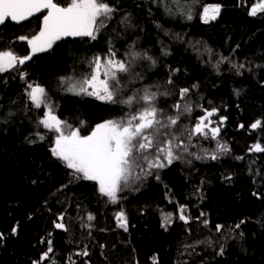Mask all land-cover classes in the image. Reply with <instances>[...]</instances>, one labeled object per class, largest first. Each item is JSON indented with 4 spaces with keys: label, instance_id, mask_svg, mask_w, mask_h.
I'll return each instance as SVG.
<instances>
[{
    "label": "trees",
    "instance_id": "16d2710c",
    "mask_svg": "<svg viewBox=\"0 0 264 264\" xmlns=\"http://www.w3.org/2000/svg\"><path fill=\"white\" fill-rule=\"evenodd\" d=\"M255 1L107 0L117 11L95 40H61L35 54L17 37L38 32L41 14L0 25V50L31 55L0 73V264H31L49 240L53 251L41 264H264V152L250 151L256 143L264 147V126L250 127L256 120L264 125V13L248 15ZM209 4L221 11L205 23L199 13ZM125 15L131 27L121 23ZM109 45L132 63L131 75L120 74L124 89L171 92L156 101L167 109L179 100V89L188 88L184 103L203 109L193 117L217 110L213 120L230 152L225 160L189 165L176 159L158 179L151 176L143 189L125 194L126 231L97 182L72 176L52 155V132L39 124L48 107L36 108L27 95L28 84L44 87L53 112L83 135L125 114L115 103L67 90L78 89L92 71L88 61L106 56ZM126 53H147L156 63L132 61ZM9 112L14 115L7 118ZM85 250L87 256L77 255Z\"/></svg>",
    "mask_w": 264,
    "mask_h": 264
},
{
    "label": "snow or ice",
    "instance_id": "6c2138e0",
    "mask_svg": "<svg viewBox=\"0 0 264 264\" xmlns=\"http://www.w3.org/2000/svg\"><path fill=\"white\" fill-rule=\"evenodd\" d=\"M165 7L167 11L171 12L170 8ZM116 11L117 9L110 5L107 0H66L64 4H61L60 0H0V25L9 21L22 24L36 17L37 14H41L38 32L32 34L31 37L27 35L17 37L21 41H26L31 48V53L35 54L46 51L57 40L64 37H89L95 40L97 33L106 26V21L113 18ZM220 11L221 6L219 4L205 6L202 17L204 22L215 20ZM258 13H264V0L254 3L248 11L250 16H256ZM187 19H192L190 10ZM121 23L126 27H131V21L127 15L122 17ZM126 55H131L132 61L139 57L150 61L152 64L156 63L147 53L143 56L140 53H126ZM29 59H31V55L21 57L11 50H0V73L15 68L17 65H23ZM225 59L227 58H222L220 62ZM88 64L92 69L90 75L85 76L79 82L78 89L76 85H72L67 89L68 91H72L76 95L83 93L95 96L96 99L108 103L125 104L130 108L134 104H139L141 107L131 115L126 114L127 118L108 119L95 124L87 135H82L80 128H73L66 121L58 119L53 115L50 106L39 124L56 133L54 146L51 147L52 155L62 161L68 169L73 170L74 174H78L76 178L96 181L99 185V192L108 197L111 203H116L117 194L129 186V179L133 176L135 168L141 166L142 161L146 162L147 167L151 169L165 166L161 161V156L168 164H171L174 159L180 158L174 153L173 147L180 148L182 142L174 145V141H180V138L170 129L177 125L180 116L183 114L180 111V101L184 100L189 89L186 87L179 89V100L173 105L176 114L166 115L163 109L156 106V99L158 95H172L171 92L158 93L151 91L150 88H145L142 91L137 90L126 98L121 96L125 85L122 83L120 74L131 75L133 66L131 62L117 59L116 52L111 46L106 56L101 57V55L96 54L88 61ZM233 67L236 68L237 66L234 65ZM242 67L243 65L239 66V68ZM102 68L104 79H100ZM135 75L140 76L139 73H135ZM66 79L71 78H61L62 82H65ZM167 84H172V80L169 79ZM27 88L30 89L27 95L32 104L36 108H40L46 97L45 89L40 85L34 86L32 84H28ZM191 110L190 104L184 105L185 113H190ZM216 113L215 108L210 111L205 109V115L198 118L194 128L189 133V139L191 135L197 134L204 139L215 140L219 135L220 128L210 127L212 121L209 118ZM12 115L14 114L9 112L7 118ZM225 119L226 117H221L220 122L222 123ZM83 124L84 122L81 121L82 126ZM262 126H264L262 121L256 120L250 127L257 129ZM240 127L243 128L244 125H240ZM161 137L166 138L161 139ZM153 149L155 156L150 158L149 150ZM183 150L187 151V147L185 146ZM216 151L226 153L229 148L226 144L218 143ZM250 151L264 152V147L260 143H256ZM217 158L216 154L211 155V159ZM141 171H143L142 168ZM180 211V219L187 223L183 208ZM88 219L91 220L93 217L89 215ZM116 219L118 226L126 231L127 218L125 213L123 211L118 212ZM167 219L166 216L165 220L167 221ZM55 227L62 229L64 225L56 223ZM221 227L218 225L217 230L219 231ZM236 227L239 228L240 225L237 224ZM16 231L17 229L14 227L12 233L15 234ZM3 239L4 234L0 233V241ZM48 244L47 251L39 257V260H34L31 264H41L42 261L49 258V253L53 249L50 240ZM77 255L87 256L88 252L85 250Z\"/></svg>",
    "mask_w": 264,
    "mask_h": 264
},
{
    "label": "rangeland",
    "instance_id": "374dc122",
    "mask_svg": "<svg viewBox=\"0 0 264 264\" xmlns=\"http://www.w3.org/2000/svg\"><path fill=\"white\" fill-rule=\"evenodd\" d=\"M260 2V1H259ZM7 51V50H6ZM12 51V50H11ZM14 52V51H13ZM15 54H17L18 56H20L18 53H16V52H14ZM22 57V56H21ZM101 57H103V56H101ZM208 58L209 59H211V56L210 55H208ZM138 61V60H137ZM103 68L101 69V73H100V79H104L105 77H104V75H103ZM44 88V87H43ZM45 89V88H44ZM141 91L143 90V89H140ZM45 91H46V89H45ZM89 91H91V88H89ZM134 90H129V91H127V89H124V93L125 92H127L126 94L129 96V95H132L134 92H133ZM122 92V93H123ZM136 92V91H135ZM121 93V94H122ZM123 93V94H124ZM159 96V95H158ZM157 96V98H159ZM162 97L164 98V99H166L167 98V96H165V95H162ZM48 100L50 101V99H49V97L48 98H44V103H45V105L47 106V107H49L50 106V104L48 103ZM156 101H157V99H156ZM44 103H42V104H44ZM41 104V105H42ZM173 102H171L170 103V107L169 108H167V109H165V108H163V110H164V112H165V114L166 115H175L176 114V109L173 107ZM157 106V105H156ZM46 107V108H47ZM141 107V105H139V104H134L132 107H131V109H129V110H127V112L125 113V114H123V115H121V116H118V117H116V118H113L114 120H119V119H121V118H127V115H131V114H133V113H135V111L138 109V108H140ZM158 107V106H157ZM159 108V107H158ZM161 109V108H160ZM51 110H52V113H53V115H55L58 119H60L58 116H57V114L55 113V112H53V109L51 108ZM48 111V108H47V110H46V112ZM181 113H183L181 116H180V119H183V122H182V124L181 125H179V126H174L172 129H170V131L171 132H175V134H177V136H179V138H180V141H174V145L176 144V143H178V142H182V146L180 147V148H176L175 146L173 147V151H174V153L175 154H177V155H179L180 156V159H184L185 157H191L192 158V153H191V151L189 150V149H187V151H184L183 149H184V147L186 146V147H188V148H190V149H192L193 150V152H196V154L197 155H199V154H204L205 155V157H207V153L209 152L208 150H206L207 149V146L205 145V143L203 144V142L202 141H205L206 143H207V145H209V143H211V144H216V140L218 139V138H220L219 136H217V138L215 139V140H212V139H204L202 136H200V135H197V134H193V135H191V138L189 139V133L192 131V129L194 128V126H195V123L198 121V118L199 117H201L202 116V114H200V115H194V117L192 116V113H191V115H189L188 116V114L187 113H185L184 112V105H183V108L181 107ZM127 114V115H126ZM205 115V114H204ZM211 121H212V123H211V125H210V127H219L218 125H217V122H216V120H213V116L212 117H210L209 118ZM61 120V119H60ZM62 121V120H61ZM179 122V121H178ZM175 129V130H174ZM179 132V133H178ZM81 134H82V132H81ZM89 134V133H88ZM55 135H56V133L54 132V133H52V137H53V141H54V139H55ZM83 135V134H82ZM87 135V134H86ZM166 137H161V139H165ZM199 152H201V153H199ZM149 156H150V158H154V156H155V150L153 149V150H149ZM174 160H176V159H174ZM161 161L165 164V166H167L168 165V163H167V161L166 160H163V156H161ZM164 166V167H165ZM141 168L143 169V171H141ZM163 168V167H162ZM156 170H157V168H151V169H149L148 167H147V163L146 162H141V166L140 167H137V168H135V170H134V172H133V176L129 179V186L128 187H125L122 191H120L118 194H117V200H119L120 199V196L122 195V194H124V193H126V192H129L131 189H133V188H137L138 186H141V184H143V183H145V181H144V179L141 181V180H137V174L138 173H151V174H155L156 173ZM151 174H148V176L149 175H151ZM105 197V201L107 202V201H109V198L108 197H106V196H104ZM123 197V195L121 196V198ZM167 217H168V215H166ZM165 216V217H166ZM172 216V215H171ZM168 220V219H167Z\"/></svg>",
    "mask_w": 264,
    "mask_h": 264
},
{
    "label": "bare ground",
    "instance_id": "6f19581e",
    "mask_svg": "<svg viewBox=\"0 0 264 264\" xmlns=\"http://www.w3.org/2000/svg\"><path fill=\"white\" fill-rule=\"evenodd\" d=\"M260 0H256L254 3H258ZM212 5H217V4H209V5H207V6H212ZM253 5V4H252ZM251 5V6H252ZM199 17H200V20L202 21V22H204V20H203V12L202 13H199ZM211 20H209L208 22H210ZM102 31H103V28L97 33V35L100 33H102ZM80 38H82V37H80ZM112 47V49H115L114 48V46H112V45H109V47ZM109 47H108V49H109ZM115 51V50H114ZM117 53V52H116ZM117 59H118V57H116ZM119 59H121V57H119ZM123 59H124V57H123ZM125 60H126V58H125ZM136 62H140V61H136ZM158 97H162V95H159ZM167 97L168 98H171V96L170 95H167ZM118 98H120V97H118ZM185 99L186 98H184V100H182V101H180V103H181V105H185L186 103H184V102H186L185 101ZM115 104H117V105H119V106H122V108L123 109H125V110H129V109H131L129 106H127V105H125V104H120V103H115ZM189 104V103H188ZM192 107V106H191ZM200 109H202V107H198V108H195V107H192V110H191V112L190 113H187L188 114V116L189 115H191V113H193L194 112V110H200ZM203 110V109H202ZM205 111V110H204ZM202 114V116L205 114V112H203V113H201ZM44 118V117H43ZM62 120V119H61ZM62 121H66L67 122V124H69V125H71L73 128H75L69 121H67V120H62ZM182 122H183V119H179V122L177 123V125H175V126H179V125H181L182 124ZM217 122V125L219 124V121H216ZM76 128H78V127H76ZM175 130V129H174ZM51 132V131H50ZM52 133H54V132H52ZM179 133V132H178ZM177 135V134H176ZM220 135V134H219ZM218 135V136H219ZM203 142V144L205 143V145L207 146V149L206 150H208L209 152L207 153V157H205V155L204 154H199V155H197L196 154V152H193V150L192 149H190V148H188L187 147V149H189L190 151H191V153H192V158L191 157H185L184 159H181V161L184 163V164H187V165H189V164H191V163H193V162H206V160H208V158L210 157L211 158V155L212 154H216L217 155V157L219 158V159H221V160H225L228 156H229V154H230V152L228 151V152H226V153H224V152H217L216 151V146H217V144L219 143V144H226L227 145V143L225 142L224 143V141L221 139V137L220 138H218L217 140H216V144H211V143H209V145H207V143L205 142V141H202ZM52 146H54V141H53V138H52V144H51V147ZM199 153H201V152H199ZM197 157H199V158H197ZM180 159V158H179ZM174 161V160H173ZM61 162V164L62 165H64L65 166V164L62 162V161H60ZM170 164H168L167 166H169ZM166 167V166H165ZM164 168V167H163ZM70 170V172H71V175L72 176H75V177H77V175L78 174H74L73 173V170H71V169H69ZM161 170H162V168H157V170H156V173L155 174H151V175H149L148 176V173H138L137 174V177H139V178H137V180L139 181V180H143L144 179V181H145V183L150 179V178H152L151 176H155V180H156V177L157 176H159L158 174L161 172ZM145 183H143V184H141V186H138L137 188H133V189H131L129 192H126V193H124V194H122L123 195V197H124V195L125 194H127V193H133V192H135V190H138V189H143V187H144V185H145ZM101 194V193H100ZM121 195V196H122ZM103 196V195H102ZM121 196H120V199H121ZM104 197V196H103ZM122 197V198H123ZM105 198V197H104ZM120 199L119 200H117V202L116 203H111L110 201H105V203L108 205V206H116L117 208H116V214L118 213V212H120V211H123L124 213H125V210L123 209V207H121V203H122V201H120ZM182 206V204H179V207H181ZM181 208H183V207H181ZM181 208H180V210H181ZM183 214L185 215V217L187 216V214L185 213V209L183 208ZM181 215V211H179V216ZM116 221H117V219H116ZM118 222V221H117Z\"/></svg>",
    "mask_w": 264,
    "mask_h": 264
},
{
    "label": "water",
    "instance_id": "95a60500",
    "mask_svg": "<svg viewBox=\"0 0 264 264\" xmlns=\"http://www.w3.org/2000/svg\"><path fill=\"white\" fill-rule=\"evenodd\" d=\"M38 15V14H37ZM26 22V21H25ZM24 23V22H23ZM73 38H80V37H64V38H62V39H60V40H57V41H61V40H67V39H73ZM56 41V42H57Z\"/></svg>",
    "mask_w": 264,
    "mask_h": 264
}]
</instances>
